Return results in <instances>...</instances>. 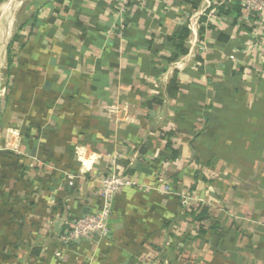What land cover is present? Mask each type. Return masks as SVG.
<instances>
[{
    "label": "crops",
    "instance_id": "0c3cea01",
    "mask_svg": "<svg viewBox=\"0 0 264 264\" xmlns=\"http://www.w3.org/2000/svg\"><path fill=\"white\" fill-rule=\"evenodd\" d=\"M208 1L209 11L205 0H136L122 38L111 30L116 0H22L4 14L7 39L17 8L21 21L9 64L0 44V264H264V26ZM180 25L187 53L167 63L165 39ZM167 141L178 154L159 163ZM133 154L132 168L150 173L134 169L137 184L114 196L106 240L63 245L73 218L100 210L93 195L111 160L122 167ZM183 195L220 221L214 247L197 238L170 253L169 233H197L177 216Z\"/></svg>",
    "mask_w": 264,
    "mask_h": 264
},
{
    "label": "built area",
    "instance_id": "2783aa9c",
    "mask_svg": "<svg viewBox=\"0 0 264 264\" xmlns=\"http://www.w3.org/2000/svg\"><path fill=\"white\" fill-rule=\"evenodd\" d=\"M205 1L207 2V7L209 6L205 11H209L212 7H210L211 5L208 0ZM224 1L229 2L232 0H216L215 5L218 7ZM135 2L136 0H116V20L111 29L112 34L116 36V38H122L123 32L127 27L124 15L130 11L135 5ZM238 2L241 6V13L245 19L254 17L256 19V24L264 26V0H238ZM249 44L252 47V43ZM135 158L136 155L133 154L127 164L122 167H116L115 161L111 160L108 172L101 178L99 192L93 195L94 201L97 197L103 200L100 210L83 213L73 218L70 221V227L60 236L63 245L73 243L78 239L92 240L94 237H98L99 240H106L109 232L107 220L110 216L114 196L121 188L137 184L134 177L128 172V170L133 167ZM156 168L157 173L155 176L159 178L162 189L170 191L171 182L165 177V167L163 168L162 165H157ZM182 200L183 206H187L191 198L188 195H183Z\"/></svg>",
    "mask_w": 264,
    "mask_h": 264
},
{
    "label": "trees",
    "instance_id": "16d2710c",
    "mask_svg": "<svg viewBox=\"0 0 264 264\" xmlns=\"http://www.w3.org/2000/svg\"><path fill=\"white\" fill-rule=\"evenodd\" d=\"M57 1L61 2L62 0H57ZM183 1L185 3H188L192 7V9L197 8L201 2V0H183ZM217 8H218L219 15L232 16L234 19H236L241 13V6H240L238 0H232L229 2H224V3L220 4ZM124 16H125V22H126L127 14H125ZM53 19H54V17H50L48 19V22H52ZM201 19L203 20V17ZM35 20H36V18H35ZM126 28L123 32V35L126 33V36H128ZM201 29H200V32H201ZM188 34H189V30L186 28V26L180 25L176 29V31L173 32V34L166 37V39H165L166 46L169 48L170 53H171L168 57H164V60L167 63H171V62L177 60L180 56L185 55L187 53L185 41L187 39ZM18 37H19V35H18V32L16 31L12 35L10 43L7 47V50H8L7 63L8 64L12 58L11 56H9V48L14 41L18 40ZM227 39H228V37L225 34L220 33L219 40L225 42V41H227ZM231 75L234 77L233 78L234 80L237 78L236 72L233 71L231 73ZM177 91H178L177 79H176V74H174L167 84L166 93H167L169 98H173V97H175ZM161 101L162 100L160 98H153L150 103L151 104L152 103L160 104ZM31 128H32V126L27 127L25 129V131H24L25 137H28V135L30 134L29 129H31ZM168 133H170V132H168ZM166 147L168 149H170L171 152H170V154L162 155L161 157L159 156V158H158L159 163L161 162V160L165 161L166 159H173L178 154L175 149L171 148V143L169 141H167ZM156 166H157V164L151 166V169L155 175L157 173ZM128 172L129 173L134 172V169L130 168V170H128ZM194 175L196 178L197 172H195ZM173 189L176 190V188H173ZM193 189H194V186H191L190 193ZM62 204H63L62 199H58L57 205L62 206ZM177 216H178V218H184L185 216H190L192 218V220L194 221L197 233L195 236L185 235L184 237L183 236L177 237V236L169 233L170 237L173 239V241L170 242V244H169L170 253H175V251L182 252V247L177 246L178 243H180V242L186 243L189 240H194L197 238L200 239L201 241H208V242L211 241V244L214 247L216 244V241L221 242L225 233H226L223 230V227L220 226L221 225L220 221L215 216H213L212 213H210L209 209L205 205H201V204H197V203L194 204L193 202H190L187 206H183V203H180V208H179V212H178ZM171 223H172V220L164 223V226L169 227L171 225ZM158 250H160V249H158ZM167 264H170V263H167Z\"/></svg>",
    "mask_w": 264,
    "mask_h": 264
},
{
    "label": "water",
    "instance_id": "95a60500",
    "mask_svg": "<svg viewBox=\"0 0 264 264\" xmlns=\"http://www.w3.org/2000/svg\"><path fill=\"white\" fill-rule=\"evenodd\" d=\"M21 1H22V0H11V1H9L8 4H10V5H12V6L9 8V10H8V14H11V13L13 12L12 7H14L15 4H17V3H20ZM1 10H2V7H0V14H1ZM6 14H7V13H6ZM0 19H1L2 23H3V25H4L5 27H7V24H8V20H7V18H5V17L1 18V16H0ZM1 44H2V47H3V51H6L7 44H8V40H7L6 35L3 36V39L1 40ZM134 169H135L136 171H141V172H145V173H150V170L147 169V168H145V167H143L142 164H141L140 162H138V163L135 164ZM83 213H84V214L87 213L86 208H84Z\"/></svg>",
    "mask_w": 264,
    "mask_h": 264
},
{
    "label": "rangeland",
    "instance_id": "374dc122",
    "mask_svg": "<svg viewBox=\"0 0 264 264\" xmlns=\"http://www.w3.org/2000/svg\"><path fill=\"white\" fill-rule=\"evenodd\" d=\"M9 1H11V0H5V2H3V3H8ZM25 1V0H24ZM27 1H29V0H27ZM2 5H4V4H2ZM8 5V4H7ZM20 7V6H19ZM8 7L6 6L5 7V9H2L1 10V14H0V16H1V18H3L4 17V14H6L7 12H8ZM17 9H19L20 10V8H17ZM19 10H17L16 11V13H15V16H14V18H13V20H12V23H11V25L9 26V35H8V39L7 40H10L11 39V35H12V32L14 31V29L16 28V26L19 24V22L21 21L20 19H18V17H17V14L19 13ZM17 17V18H16ZM24 17V15H22V18ZM10 19H12L11 18V16L9 15V19L7 18V20H8V22L10 21ZM20 20V21H19ZM1 21V20H0ZM10 24V23H9ZM4 25L2 24V21H1V26H0V29L3 27ZM5 33V26L2 28V33H0V38H3V34Z\"/></svg>",
    "mask_w": 264,
    "mask_h": 264
},
{
    "label": "bare ground",
    "instance_id": "6f19581e",
    "mask_svg": "<svg viewBox=\"0 0 264 264\" xmlns=\"http://www.w3.org/2000/svg\"><path fill=\"white\" fill-rule=\"evenodd\" d=\"M2 24H3V23H2ZM0 25H1V21H0ZM9 26H10V24H9ZM3 27H4V26H3ZM3 27H2V28H3ZM1 39H3V38H0V40H1ZM0 44H1V43H0Z\"/></svg>",
    "mask_w": 264,
    "mask_h": 264
}]
</instances>
